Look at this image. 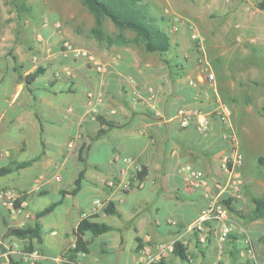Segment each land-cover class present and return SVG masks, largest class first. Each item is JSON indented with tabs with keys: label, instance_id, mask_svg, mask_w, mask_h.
I'll list each match as a JSON object with an SVG mask.
<instances>
[{
	"label": "crops",
	"instance_id": "0c3cea01",
	"mask_svg": "<svg viewBox=\"0 0 264 264\" xmlns=\"http://www.w3.org/2000/svg\"><path fill=\"white\" fill-rule=\"evenodd\" d=\"M260 25L251 16L237 24L252 31ZM134 45L97 47L90 51L93 60L78 57L66 64L59 61L58 51L45 57L48 64L34 61L29 52L15 53L23 74L47 65L31 91L18 79L13 58L0 53V168L31 161L0 174V190H11L19 202L12 211L0 199V264L10 257L27 264H138L158 244L168 246L161 258L165 264H264V218L246 221L240 216L247 225L222 241L221 255L215 223L205 242L190 229L205 206L204 188L185 184L179 168L191 164L212 185L228 153V130L216 117L205 134L194 123L181 127L176 110L198 106L212 113L225 107L221 74L226 71H216L215 92L200 78L201 69L180 62L171 66L160 53L142 47V55ZM89 93L102 95V104L90 107ZM125 156L145 171L129 191L105 184L118 179ZM134 169L129 167L127 176ZM80 171L79 188L72 193ZM96 197L111 202L118 214L101 209L89 220L112 229L99 235L84 231L88 250L68 259L65 252L75 244L80 212ZM52 204L49 212L36 216ZM36 222L41 242L33 240L34 250L50 257L25 260L26 240L6 232ZM177 240L185 246L187 260L176 255ZM61 255L66 259L51 258Z\"/></svg>",
	"mask_w": 264,
	"mask_h": 264
},
{
	"label": "rangeland",
	"instance_id": "374dc122",
	"mask_svg": "<svg viewBox=\"0 0 264 264\" xmlns=\"http://www.w3.org/2000/svg\"><path fill=\"white\" fill-rule=\"evenodd\" d=\"M213 1L143 0L142 5L149 18L169 34L170 49L159 54L160 58L171 66L176 62L197 70L209 66L216 78V71H226L221 74L222 102L230 112L243 155L240 171L244 182L243 197L232 201L236 211H230V217L236 224L234 230L243 231L247 224L239 214L252 208L249 194L264 192V11H254L259 0ZM245 12L259 20L260 29L237 26L247 17ZM95 24V16L81 0H0V53L12 57L29 52L34 61L48 64L45 57H54L58 51L59 61L66 64L78 58L70 48L90 52L97 47L135 44L134 48L145 55L141 42L101 44L91 32ZM190 25L199 39L193 38ZM100 27L112 38L119 33L126 39L135 35L128 29L119 30L106 17ZM67 66V74L72 76V66Z\"/></svg>",
	"mask_w": 264,
	"mask_h": 264
},
{
	"label": "built area",
	"instance_id": "2783aa9c",
	"mask_svg": "<svg viewBox=\"0 0 264 264\" xmlns=\"http://www.w3.org/2000/svg\"><path fill=\"white\" fill-rule=\"evenodd\" d=\"M193 30V38L199 39V34L195 30L193 25H190ZM71 52L75 57H85L88 60H93L91 53L88 50L70 48ZM200 78L205 80L210 88L215 92L217 91L216 77L214 72L209 66L201 69ZM69 73V72H67ZM190 84L195 85L194 79L189 81ZM102 95L89 93L87 96V103L90 107L96 108L99 104H102ZM176 116L180 122L181 127H187L191 123H194L196 130L205 134L208 132L213 117H216L219 122L229 128V135L227 141L229 145L228 153L223 158V163L220 166V177L213 180L212 185H208L202 170L195 168L191 164H184L180 166L179 172L185 184L197 188H204L203 196L205 198V206L201 214L192 222L190 229L195 230L199 233V240L205 242L207 240V234L212 229L214 223L219 227V250L220 255L223 249L222 241L234 231L236 224L230 217V210L227 205L223 202L225 199L232 201L243 197L244 193V182L241 176L240 166L243 163V155L239 147L238 137L233 128L231 121L230 112L225 108L214 110L212 113L205 111L198 106H183L176 110ZM124 166L121 167L120 176L117 180L106 179L105 184L107 186H117L122 191H129L132 188L140 184V180L137 177V173L141 170V166L136 164L131 156H125L122 158ZM134 166V173L131 176H127V169ZM0 199L5 202L8 208L12 211L15 210L14 201L15 195L11 190L1 189ZM107 204V201L96 197L92 200L88 208L82 210L79 215V220L86 218L89 219L91 216L99 212ZM168 246L166 244H158L153 252L147 254L146 258L138 264H150L152 262L159 261L164 253L167 251ZM252 255V252L250 251ZM42 256L50 257L42 254L38 250L26 252L24 254L25 260H36ZM55 259L64 260L65 256L52 257ZM4 264H10L7 260Z\"/></svg>",
	"mask_w": 264,
	"mask_h": 264
},
{
	"label": "trees",
	"instance_id": "16d2710c",
	"mask_svg": "<svg viewBox=\"0 0 264 264\" xmlns=\"http://www.w3.org/2000/svg\"><path fill=\"white\" fill-rule=\"evenodd\" d=\"M82 3L87 7V9L95 16L96 24L92 27L91 32L94 37L103 45L110 46L113 44H126L128 42L139 43L141 42L144 50L146 52H157L163 54L170 49L171 42L167 31L156 25L153 20L149 18V15L143 8V0H81ZM256 7L264 11V0H259L256 3ZM108 18L119 30H131L135 33L132 39H126L121 33L117 35L116 38H112L106 35L102 28L100 27L102 18ZM14 60L13 69L19 80L24 81L29 91L32 90L31 86L34 84L35 80L42 75L47 69V65H38L33 71L23 74V65L17 62V57L12 55ZM179 65V63H178ZM180 66V65H179ZM102 130L99 131L100 134ZM262 160V158H260ZM31 161H24L11 164L0 168V174L8 173L14 169L27 166ZM83 172L80 171L78 178L74 181V187L71 192L74 193L78 190L80 185V177ZM145 175L144 169L137 173V177L141 181ZM249 199L252 203V208L248 213L239 214L246 221H252L258 218H264V192L260 195L249 194ZM230 199H225L223 202L227 205L230 211H236L230 202ZM14 206L18 207L19 202L14 201ZM54 204L48 206L44 210L38 212L36 216L43 215L49 212L53 208ZM103 211L107 214H118L117 209L111 202H107L104 206ZM112 229L111 226L100 223L96 221H91L89 219L83 218L79 220L75 231V244L66 250L65 256L68 259H73L74 254L77 252H86L88 250V242L83 240L82 235L84 231L88 230L93 235H99L103 232ZM8 235L15 236L19 239H25L28 246L27 252L33 251L35 248L33 246V240L40 243L41 237L39 234V224L36 222L30 226L22 227H9L7 232ZM136 240L139 242L140 238L136 236ZM260 241L264 244V235L261 236ZM174 251L177 256L182 260L188 259V252L181 241L177 240L173 244ZM140 246H137V250ZM23 259L13 260L9 258L10 264H27L22 261ZM153 264H165L162 259Z\"/></svg>",
	"mask_w": 264,
	"mask_h": 264
}]
</instances>
